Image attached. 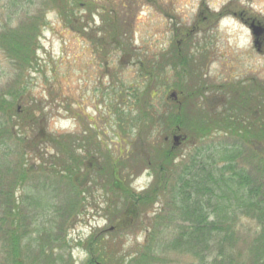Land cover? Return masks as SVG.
Returning a JSON list of instances; mask_svg holds the SVG:
<instances>
[{
  "label": "rangeland",
  "instance_id": "374dc122",
  "mask_svg": "<svg viewBox=\"0 0 264 264\" xmlns=\"http://www.w3.org/2000/svg\"><path fill=\"white\" fill-rule=\"evenodd\" d=\"M41 1L44 0H0V42L5 44V37H11L9 32L15 30L22 39L37 36L39 47L37 62L32 60L26 65L23 61L14 63L9 57L8 45L0 46V102L2 109L7 108L5 117L0 113V123L9 117L15 123L23 121L25 117L20 119L16 113L25 108L26 116L33 119L34 128L25 132L19 124V132V127L10 130L9 124H0V128H8L0 135V201L14 191L15 209L24 226L19 254L23 264H35L45 255H52L56 264L72 261L87 264L90 256L101 258L92 264H118L120 260L130 264L144 249L148 231V242L157 247L152 250V255L157 257L153 264H191L193 256L171 247L180 239L177 226L181 222L179 207L183 199L178 191L184 190L181 179H187L186 166L195 163L192 173L198 169L201 174L202 165L198 163L203 161L207 169L203 176L211 179L208 185L216 194L247 195L249 189H240L232 182L231 173L225 168L226 160L218 161L222 157L220 149L235 148L241 152L236 159L249 161L245 163L248 170L261 180L264 178V142H258L249 134L248 143L243 133L229 132L208 119L205 121L210 122L212 128L209 136L194 139L193 134L183 128L179 133L186 138L174 145L175 128L169 126L167 115L173 103H177L169 95L172 88L179 90L175 85V70L171 67L157 70L151 85L147 86L148 74L141 70L140 63L132 62L142 59L147 67L151 64L154 71L160 61L165 64L163 52L178 40H181L179 46L190 48L191 55L200 59L196 46L206 42V54L211 58L198 62L197 66L201 65L202 72L206 73L204 79L212 89L205 91L199 102L205 101L207 106L217 110L212 111L220 112L227 108L220 100L225 96L228 102L233 93L229 95L227 88L216 89L213 84L229 82L237 86L238 82L248 79L243 86L264 90V47L258 51L251 28L235 16V12H246L247 16L264 22V0H91L95 5L92 4L90 12L81 5L88 0L78 1L81 5L76 8L78 15H91L90 20L83 19L82 24L96 38L105 35L98 29L102 25V7L115 8L119 17L125 18L128 41L134 48L130 54L112 50L113 47L104 54L103 49L93 44L92 37L77 32L75 22L69 25L56 9L46 8ZM96 4L101 8L97 9ZM38 14L44 16L40 29ZM120 18V22L124 20ZM76 20L80 21L78 16ZM30 26L36 30H29ZM34 63V68L28 67ZM253 80L259 82L252 83ZM185 81L186 90L192 91L188 86L190 76H186ZM150 88L158 91L153 103L143 100L144 105L139 107L148 92L143 98L140 94ZM256 94L258 91L254 90L249 97L259 102L261 96ZM188 98L179 97L185 106L184 112L189 113L193 122L197 117L198 122L203 114L198 116L199 105L196 107L193 102L185 105ZM145 103L150 105L145 107ZM23 123L26 124V120ZM39 126L63 145H47L45 151L38 149L42 141L40 135H36ZM73 141L82 144V148L79 149L78 143L74 147ZM167 146H172L176 154L165 161L166 167L161 169L162 152ZM200 147L203 156L195 157ZM73 152L84 153V161L78 156L80 160L72 161ZM50 154H56L55 158ZM47 160L50 162H43ZM122 161L123 167L119 164ZM110 162L113 165L118 162L114 168L128 191L114 186L112 173L102 170V166ZM67 166L76 174L62 175L58 169ZM108 170L111 172L112 167ZM227 186L232 188L229 190ZM145 191L147 194L143 193ZM197 195L202 196L196 194L195 197ZM131 196L136 201L129 203ZM11 206L4 200L0 203V224H4L3 211L6 223L12 221L8 211ZM243 224L245 229L257 227L255 219L245 218ZM33 231L34 239L41 237L50 245L44 252L30 244ZM1 237L0 231V240ZM7 256L0 247V259ZM144 264L147 263L144 261Z\"/></svg>",
  "mask_w": 264,
  "mask_h": 264
},
{
  "label": "trees",
  "instance_id": "16d2710c",
  "mask_svg": "<svg viewBox=\"0 0 264 264\" xmlns=\"http://www.w3.org/2000/svg\"><path fill=\"white\" fill-rule=\"evenodd\" d=\"M78 1L81 0H44L41 1V4L46 8L50 6L51 8L56 9L61 15L62 19L69 25L72 26V24H74L75 22L74 25L77 32L85 33L87 36L92 37L93 44L95 46H98L99 49H103L104 54H107L112 47V50H119L123 54L133 53L134 48L132 47V45H130V41H128L129 36L126 34V30L128 27L127 22L125 21V18L119 17L120 14L117 13L115 8L109 10L106 7H102V14L100 11L102 25H100L98 29L100 32L103 31L105 35L103 37L96 38L93 32L86 30L87 27L82 24L83 19H86L88 21L90 20L89 18L91 17V15L86 13L78 15V11L76 9L78 5H80ZM92 4L93 2H91V0L81 3V5H84V8H86L87 12H90L92 6L95 5ZM96 5L98 7L97 9L101 8L99 4ZM40 12H42V10H40ZM77 16L81 22L76 20ZM36 18L38 28L40 29V27L44 23V16L42 14H38ZM119 18L124 20L120 22ZM28 29L36 30L34 26H30L28 27ZM8 35H10L11 37H5V44L0 42V46H9L8 54L9 57L13 59L14 63L23 61L26 65H30L32 60H35V63L37 62L36 53L39 48L36 43L37 36H35V38H32V36H28L22 39L20 33L15 30L14 32L10 31ZM205 43L201 45L197 44L199 46H196L201 53L200 59H197L194 57V55H191L190 48H184L183 46H179L177 43L174 44V46H172L166 52H163L162 60L165 62V64L160 61L157 66L158 69L154 71L152 70L154 69V67H152L151 64L150 67H147L146 62L142 59L134 60L132 63H140L141 70L148 74L149 83L147 84V86L151 85L152 81L155 78L154 75L157 70L163 71L166 67L173 68L177 75V82L175 85L176 87H178V91H183L184 96L189 97L185 105L192 102L194 103V105H196V107L199 105V108H197V110L199 111L198 116L200 117L203 114V117L200 118L198 122H196V117L194 119L195 122H193V120L189 119V113L186 114V112H184V110L186 109L185 106H183L182 100L177 101L176 104L173 103L172 110L168 112L169 114L167 115V120L171 122L169 126L175 128L173 130L174 134L183 131L184 128L185 130L187 129L193 134L194 139H201L203 137L209 136L208 132L212 129L211 123L205 121L209 119L212 122H215L216 124L222 126L220 128H225L229 132L243 133L247 138L249 137V134H251V137L258 140V142H264V91L263 99L259 100L258 102L257 98L251 99L250 97H246L244 99L242 97L243 95H245L244 92H246L245 86L242 85V82H238V85L236 87L239 95L235 94V88L228 89L229 86H227L226 91L229 93V95L230 92H232L233 95H227L229 96L228 102L225 101V96L220 100L221 105L226 104L227 106V108L225 107L220 112H214L217 110L211 109L206 105L207 102L205 101L199 102V98L202 96L201 92H199L198 90H200V88L208 83L203 78L204 73L202 72V68H200L201 65H199L198 67L197 63L206 61L207 59L211 58V55L206 54L208 53V51L205 49L208 45L207 43ZM191 46H193V44ZM35 63L32 64V66L28 67L34 68ZM186 76H190L191 78L188 86L193 88L192 91L186 90ZM213 87L220 90H223L225 88V86L221 87V85L214 84ZM248 89L251 90L250 87H248ZM150 90H146L140 94V97L143 98L144 95H146L145 93L148 92V95L141 99L142 102H139V107L144 105L143 100L148 101L147 103L150 102V104L153 103L155 94L158 93V91H156L154 88H150ZM254 90L256 91V88ZM136 93H139V91ZM190 96L194 97L193 100L190 99ZM181 101L182 105H180V108H178ZM174 102L176 101L174 100ZM147 103H145V107H148V105H150ZM248 105H250V108L247 107ZM253 106H256V109L253 108ZM2 107L3 106L0 102V110L2 109ZM27 108L31 109L32 107ZM6 111L7 108H4L0 111L3 117H5V115L3 114ZM26 114L27 110L23 108L22 112L16 113V115L20 119L21 116L25 117L23 121L19 120L15 123L14 120H11L9 117L8 120H4L0 124H9L10 130H16V128L19 127V132L21 130L20 126H18L19 124L23 127L25 132L27 131V129L28 131L34 130L32 124L33 119L27 117ZM143 115H145V111L143 112ZM153 119L155 118L153 117ZM25 120L26 124L23 123L25 122ZM187 120H189V122ZM189 127L191 128L189 129ZM203 128H205V130ZM2 131L3 133H6V131H8V128L6 129L4 127H1L0 135ZM36 135H40L39 137L42 140L40 141L41 146L40 148H38L40 150L45 151L47 145H53L54 147L56 144L63 145V142L48 135V133L40 126ZM186 135L188 134L186 133ZM183 137L184 140L186 136L183 135ZM246 141L249 143L250 139L248 138V140ZM0 143H2V141H0ZM76 143L78 142H72L74 147H76ZM78 145L79 149H81L82 144L78 143ZM85 147L86 146H84V149ZM202 151L203 149L202 147H200V151L195 157H202ZM220 152V156L222 157L218 158V161L222 162L226 160L227 164L225 168H227V171L231 173L230 178L232 182H234V184L236 183V186L240 189L244 187H246V189H249V194L238 195L236 193L232 196L216 194L208 185L211 182V179L209 177L205 178V176H203L207 172L205 163L203 161H199L198 163V165H202L201 174L199 173L198 169H195V173H192V167L195 166V163L191 167L190 165H187L184 172L187 179H181L183 181L184 190L179 189L178 191V193H181L180 195L183 199L182 205L179 207L181 209L180 212L182 216L180 217L181 219L178 218L181 222L177 226L180 239L179 243L171 244V247L173 249L180 250L182 253L190 254L191 256H193L194 260L191 264H264V178L259 180L260 178L254 177L252 175V173L248 170L247 165L245 164L246 162L249 163V161L240 162L236 159L241 152H239L235 148L230 149L225 147L220 149ZM175 154L176 153L172 150V146H167V149L162 152L163 163H160L161 169H165V161H170ZM55 155L50 154V156L54 158ZM77 156L82 158V160L84 161L85 154H79L77 152H73L72 161L80 160L79 158L77 159ZM195 157H193V162H196ZM41 158L44 159V156L42 155ZM210 158L212 159V156H210ZM159 160L160 159H157L158 162ZM213 160H216V158H214ZM148 161L153 162V160ZM43 162L49 163L50 161L47 160ZM136 163L134 164V167L138 166ZM119 164L121 167H123V161ZM108 165L105 163L104 166H102V170L108 174L112 173L113 178H115L114 186L116 185L117 187H119L121 191H128V187L124 186V183L117 175L118 172L116 173V170L114 168L116 165H118V162L115 165L110 162ZM50 167L52 166L50 165ZM110 167H112L111 172L108 170ZM236 168H238V170H236ZM53 169L55 170V167ZM58 170L62 171V175H68L69 177L72 174H76L73 173L74 170L73 168H70V166H67L66 168H60ZM120 171L122 170L120 169ZM95 172L97 174L99 173L97 171ZM227 187L229 190L232 188V186ZM156 188L157 187L153 188V190L156 191ZM13 193L11 192L9 196H4L5 198L3 197L1 199L2 201H0L1 204L4 200L8 203V205H12L8 211L9 215L13 218L11 222L6 223L5 212H2L3 217L1 218V220L4 224H0V231L2 232L0 247L1 251H3L4 254L8 256L5 259L2 258L3 260L0 259V264H23V260L19 254H21V241L23 238L22 231L24 226L21 223V219L19 218L18 209H15L17 205L15 204ZM143 193L147 194L146 191ZM196 194H200L202 196L199 197L197 195L195 197ZM132 197L133 196H131V198L128 200L129 203L136 201V199L133 200ZM245 218L255 219L257 221V227L254 229L243 228V221ZM32 233H34V231L30 233V244L39 246L40 250H42L43 252L50 247V245L45 242L44 239H41V237L38 239H34ZM149 236L150 234L148 231L144 249L135 255L133 261H131L130 264H133V262L135 261H137L138 264H144V261L147 264H153L157 260V257L152 255L153 248L157 247L156 245H151V243L148 242L150 240ZM90 240L94 241V238L90 237ZM90 252L92 253V255L94 254L93 251ZM95 259H97V261L98 259L99 261H101V258L99 257L92 258V256H90L87 264H92ZM56 261L57 260L52 255H45L41 259L37 260L35 264H56ZM24 264L26 263L24 262ZM71 264H74V262L72 261ZM118 264L124 263L120 260L118 261Z\"/></svg>",
  "mask_w": 264,
  "mask_h": 264
},
{
  "label": "flooded vegetation",
  "instance_id": "af4514ba",
  "mask_svg": "<svg viewBox=\"0 0 264 264\" xmlns=\"http://www.w3.org/2000/svg\"><path fill=\"white\" fill-rule=\"evenodd\" d=\"M235 16H237L242 22H243V24H245V25H247V26H249V27H251V26H253V24H256V25H260L261 27H263L264 28V22H262L261 20H259V19H257V18H254V17H252V16H247V13L246 12H235ZM254 36V35H253ZM180 41L181 40H178V42L177 43H180ZM254 41H255V37H254ZM256 47H257V49H258V51H260L261 52V48L262 47H264V31H263V34L260 36V38L257 40V45H255ZM205 75H206V73H204V75H203V78L205 77ZM206 80V79H205ZM207 82V81H206ZM249 81H248V79H245L244 81H242V85L243 84H246V83H248ZM255 82H259V81H257V80H253L252 81V83H255ZM208 83V82H207ZM230 83H225V84H221V87L222 86H225V88L227 87V85H229ZM238 84V83H237ZM234 85V84H233ZM233 85H230L229 86V88L228 89H230V88H235L236 89V87L237 86H233ZM251 88V90H249L248 89V87H246L245 86V89H246V92H244L245 93V95H243L242 97L245 99L246 97H249V95H250V93H252L253 92V90L255 89V87L253 86V87H250ZM173 90H171V92H169V95H170V97L172 98V99H174V100H176V101H180V99H179V97L180 96H184V92L183 91H178V90H175L174 88H172ZM210 89H212V86H211V84L210 83H208V84H205L202 88H200V90H198L199 92H201V96L203 97L204 95V93H205V91H207V90H210ZM256 91H258V94H256L257 95V97H258V95L259 96H261V99H263V92L262 91H264L262 88L261 89H259L258 87H256ZM196 92V91H195ZM168 93V92H167ZM235 94L236 95H239L238 94V90L236 89L235 90ZM253 95H250V97H252ZM201 97V98H202ZM176 136H179V139H178V145L181 143V140H183V135H181V134H178V133H175V134H173V136H172V138H173V143L175 144L176 143V140H175V137ZM168 139V138H167Z\"/></svg>",
  "mask_w": 264,
  "mask_h": 264
},
{
  "label": "water",
  "instance_id": "95a60500",
  "mask_svg": "<svg viewBox=\"0 0 264 264\" xmlns=\"http://www.w3.org/2000/svg\"><path fill=\"white\" fill-rule=\"evenodd\" d=\"M250 28L252 30L254 37H255L254 44L257 45V40L263 34L264 28L261 27L260 25H256V24H253V26H251ZM178 139H179V136H176L175 137V140H176L175 145H178V142H179Z\"/></svg>",
  "mask_w": 264,
  "mask_h": 264
}]
</instances>
